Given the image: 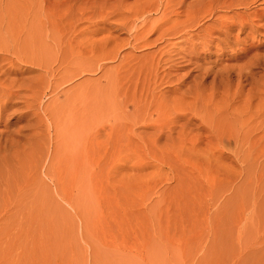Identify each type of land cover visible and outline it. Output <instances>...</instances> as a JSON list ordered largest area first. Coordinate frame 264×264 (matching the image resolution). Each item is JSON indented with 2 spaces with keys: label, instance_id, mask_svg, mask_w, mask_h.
Returning a JSON list of instances; mask_svg holds the SVG:
<instances>
[{
  "label": "rangeland",
  "instance_id": "obj_1",
  "mask_svg": "<svg viewBox=\"0 0 264 264\" xmlns=\"http://www.w3.org/2000/svg\"><path fill=\"white\" fill-rule=\"evenodd\" d=\"M212 3L0 0V264H264V29Z\"/></svg>",
  "mask_w": 264,
  "mask_h": 264
},
{
  "label": "bare ground",
  "instance_id": "obj_2",
  "mask_svg": "<svg viewBox=\"0 0 264 264\" xmlns=\"http://www.w3.org/2000/svg\"><path fill=\"white\" fill-rule=\"evenodd\" d=\"M209 1V0H208ZM211 2H213V3H215L216 5H221V6H223V7H225V8H228V9H230V8H234V7H242V8H244V10H245V15H247L248 16V19H247V17L245 16V19H244V21H239L240 22V25L239 26H241L240 28H242V30H243V28H245V27H249V28H251L252 30L253 29H257L258 31L260 30V29H264V24H262V23H264V0H257V1H250V2H246V0H211ZM257 2L258 3H260L259 4V6L260 5H262L261 6V8H259L258 7V9H254V11L253 12H251L250 11V13H248L249 11V5H251V4H257ZM210 3V2H209ZM212 3V4H213ZM251 7V6H250ZM212 11V9L209 11V12H211ZM248 11V12H247ZM261 23V24H260ZM220 24V23H219ZM224 24H226V23H224ZM230 24V23H229ZM229 24H226V26L227 27H232V22H231V24L232 25H229ZM221 25V24H220ZM236 25H237V23H236ZM222 27H223V25H221ZM225 26V28H227ZM228 29V28H227ZM232 29V28H231ZM255 31V30H254ZM2 90V89H1ZM1 90H0V92H1ZM9 90V89H8ZM12 90V89H11ZM14 91V90H13ZM2 92H3V90H2ZM7 92V91H6ZM10 93H13L12 91L10 92ZM9 93V95H11ZM16 93V92H15ZM16 95L17 94H15V97H16ZM1 96H2V94H1ZM7 96V95H6ZM17 97H18V95H17ZM5 98V97H4ZM1 99V98H0ZM13 100V98L12 97H10L9 99H7L6 101H1L0 100V111L1 112H3V111H6V110H8L9 108H12L13 106H15V105H17L18 103H16V102H14V101H12ZM26 101V100H25ZM19 102V101H18ZM3 116V115H2ZM20 116H21V118L24 116L25 117V113L24 112H21L20 111ZM2 118V117H1Z\"/></svg>",
  "mask_w": 264,
  "mask_h": 264
}]
</instances>
